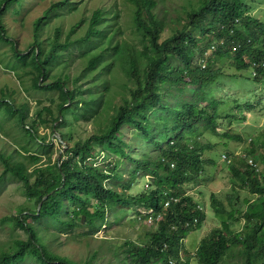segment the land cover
Wrapping results in <instances>:
<instances>
[{"label":"trees","instance_id":"1","mask_svg":"<svg viewBox=\"0 0 264 264\" xmlns=\"http://www.w3.org/2000/svg\"><path fill=\"white\" fill-rule=\"evenodd\" d=\"M179 3L178 9L167 10L156 0H124L123 6L130 11L128 27L135 36L132 41L122 38V11L114 1L72 26L64 39L61 28H53L52 38L41 44L38 34L54 11L65 7L78 10L70 0H58L33 22V42L27 51L19 52L2 15L10 7L17 14L16 8L22 6L23 0H0V42L10 46L15 64L23 70L29 68L25 73L31 76L33 90L56 93L58 98L57 115L44 108L45 117L35 115L29 126L24 125L27 104L16 107L11 97L2 95L0 113L15 119L31 141L38 125L51 127L55 133L65 123L67 113L68 120L71 118L68 136H59L63 141H74L71 145L66 143L64 153L54 162L53 147L43 142L45 138L38 144L46 157L42 163L34 155L0 151V180L6 175L16 178L36 206L33 210L18 207L13 221L26 238L14 240L0 252V264H18L26 259H33L36 264H96L102 257L99 250L90 253L86 260L75 262L53 253L51 245L56 236L78 229H94L97 233L102 223L108 224L116 207L124 213L128 206L151 210L155 229L141 243L125 241L113 248V264H191L190 260L193 264H264V200L260 205H249L253 211L244 215L253 225L235 232L230 227L237 211L233 194L226 197L228 210L211 193V210L222 220L226 218V222L200 240L194 252L187 253L184 246L186 235L199 229L206 218L204 203L188 195L187 189L199 184L205 165L214 164L212 160H201V153L210 145L199 147L196 142V147L190 148V137L203 129L221 138L241 141L237 135L216 132L221 120L228 121L227 114L221 117L225 110V106H220L222 100L212 95L224 72L221 67L210 68L203 62L212 56L231 60L238 72L251 70L252 82L262 81L264 23L247 15L252 7L242 0ZM83 24L85 32L73 39ZM168 29L170 35L161 40ZM206 46L214 48L209 57H205ZM176 60L178 65L174 64ZM73 65L78 66L73 77L69 72L51 73L58 67L62 70ZM187 86L191 89L187 90ZM116 95L119 99L114 101ZM156 113L161 114V123L152 117ZM163 115H168L169 126ZM57 122L59 126L55 125ZM78 122L103 123L87 138L75 140L71 133ZM129 128L157 148L160 159L148 161L144 155L137 159L128 154V140L121 137ZM101 151L104 159H110L104 170L90 161L99 158ZM243 158L237 160L238 166L235 161L228 162L231 193L237 195L236 186L241 190L251 185L264 198V157L262 168L253 157ZM126 162L133 165L127 181L117 174ZM140 172L143 179L148 177L150 181L138 194L129 195ZM110 181L113 187L106 185ZM45 236H49V242ZM234 244L241 246L228 258ZM185 253L190 255L188 261L183 258Z\"/></svg>","mask_w":264,"mask_h":264},{"label":"rangeland","instance_id":"2","mask_svg":"<svg viewBox=\"0 0 264 264\" xmlns=\"http://www.w3.org/2000/svg\"><path fill=\"white\" fill-rule=\"evenodd\" d=\"M58 0H23L22 6H18L14 13L10 7L2 15V22L6 28V31L13 41L16 42V50L19 52H25L29 48V44L33 42V22L40 17L43 11L49 8L50 3L57 2ZM74 6L78 7L77 11L69 10L65 7L63 10H57L49 17L48 22L43 27V30L38 34V41H48L52 38L53 28L60 27L62 31V39L69 32L70 28L77 24L79 21L84 20L85 17H89L95 10L102 8L104 5L109 6L114 1L117 2L118 8L121 9L120 21L122 25H125V32L123 39L130 41L135 40L134 33L131 27H128V20L130 11L123 6L124 0H70ZM160 7L167 10L178 9L177 4L181 0H156ZM247 6H251V11L247 14L249 17L261 21L264 23V0H242ZM175 14V13H174ZM85 24L81 28H77L76 34L73 35V39L81 36L85 32ZM170 35V30H165L161 35V40ZM48 46L45 44V49ZM206 54L205 57H209L213 54L214 48L206 46L204 47ZM31 50V49H30ZM174 63V62H173ZM176 65L179 62L176 60ZM16 65V66H15ZM203 65L210 68L221 67L224 72V76L220 78L219 82L213 87L214 99H221V108L225 106V110L221 112L223 118L225 114L228 115L227 120H221L220 126L216 132L219 134L228 133L230 135H237L241 138L240 142L234 140H228L216 136L210 131L200 129L197 133L190 137V148L198 142L200 147L210 145V149H205L201 153V160H212L213 165H205L204 171L198 178L199 184L190 186L187 189V194L191 195L196 200H200L204 203V213L206 218L201 224L199 229H194L188 233L184 240V246L188 251H195L200 240L207 238L214 229L221 227L223 222H226V218L223 220L215 214L210 208L209 196L211 193L215 194L229 210L230 206L227 205V195L233 194L235 200L236 210L234 213V221H230V227L235 232L243 231L245 228L251 227L253 224L244 218L245 214L252 213L249 205H260L264 198L261 196L257 188L246 185L245 188L239 189L236 186L237 195L232 192V180L231 174L227 169L229 161H235V166H238L237 160L244 159L243 157H253L259 164L260 168L263 167L264 157V79L252 82L249 78L251 70L245 72H238L232 65L231 60H217L213 56L203 62ZM78 66L73 65L71 68L58 67L52 74L56 73H68L73 77L76 73ZM29 68L22 69L12 57V51L10 46L0 42V99L3 96L11 97L10 101H13L14 106H21L27 104L28 114L24 125L29 126L35 115L41 114L45 117L44 108H50L56 112V104L58 98L56 93L39 92L31 88V76L26 74ZM244 74V77H243ZM260 79V76H258ZM122 79L119 77L118 83H121ZM85 84V82H83ZM121 85V84H120ZM168 88V87H167ZM187 90L191 87L187 86ZM3 93V94H2ZM116 100L119 96H115ZM187 98V96H186ZM238 102V104L236 103ZM206 104H204L205 106ZM238 105V107H236ZM1 108V107H0ZM223 108V109H224ZM156 123H161V114L156 113L152 115ZM234 117L236 120H234ZM47 118V117H46ZM65 123L53 133V128H46L42 125H38L35 139L30 140L25 136L21 130L19 124L15 119H9L3 113H0V151L6 154H11L13 151H17L18 154L28 156L34 155L40 159V162H44L46 157L42 153V149L38 146L41 143L42 138L45 144H50L51 148V162H54L59 155L64 153V149L67 145H71L74 141L68 142L67 139L57 142L55 134L62 133L66 138L69 133L68 114L65 116ZM163 118L169 126L168 115H163ZM60 122V120H59ZM59 122L55 125L59 126ZM101 123L97 124H83L78 122L75 128L72 129V136L77 139H85L90 136ZM126 133V134H125ZM159 133V132H158ZM126 137L128 140L127 153L131 154L137 159H142L143 155L148 161H157L160 159V153L157 148L152 146L150 142L144 141L140 134L134 131L133 128H129L128 131H124L122 139ZM188 137V135H187ZM65 145V146H64ZM196 147V145H195ZM95 148V147H94ZM27 150L26 151H24ZM97 151V149H96ZM251 154V155H250ZM99 158H92V163L99 164L104 170L105 164L110 159H104V152L98 153ZM227 156L225 159L223 156ZM17 158L19 156H16ZM223 157V158H222ZM111 158V157H110ZM126 165L119 168L117 174L123 180H128L131 176L133 165L130 162H126ZM2 166L0 164V174L2 172ZM31 169V168H30ZM260 171L262 169H259ZM141 172L138 173L137 181L132 185L128 191L129 195H135L144 188L147 183L148 177H141ZM121 184V183H119ZM108 187H113V182H107ZM199 192L202 194L199 195ZM18 207H25L33 210L36 206L33 204V200H28L26 197L22 184L14 177L10 175L4 176L0 180V252L5 249L14 241L18 239H25V233L15 225L13 218L17 215ZM108 224L101 225L97 233L94 229H78L74 232H68L62 236H56V240L51 245V250L57 255L68 257L72 261H84L94 250L102 252L101 259L96 264H113L112 250L115 247L122 246L125 241H134L141 243L147 233L154 231L155 224L152 219V211L144 210L141 206H128L126 212L123 213L121 207H116L111 212L108 218ZM46 242L50 241L49 236H45ZM241 246L234 244L230 246L228 251V258L234 253L237 248ZM185 253L183 257H190ZM192 257V256H191ZM193 264L194 261L190 260ZM18 264H36L33 259H26Z\"/></svg>","mask_w":264,"mask_h":264},{"label":"water","instance_id":"3","mask_svg":"<svg viewBox=\"0 0 264 264\" xmlns=\"http://www.w3.org/2000/svg\"><path fill=\"white\" fill-rule=\"evenodd\" d=\"M55 136L57 137L58 141L61 142L60 138H59V135L58 134H55ZM46 197H44L45 199ZM41 204L38 205V208L40 207ZM82 221H83V218H82Z\"/></svg>","mask_w":264,"mask_h":264},{"label":"built area","instance_id":"4","mask_svg":"<svg viewBox=\"0 0 264 264\" xmlns=\"http://www.w3.org/2000/svg\"><path fill=\"white\" fill-rule=\"evenodd\" d=\"M249 162L251 163V161L249 160Z\"/></svg>","mask_w":264,"mask_h":264},{"label":"bare ground","instance_id":"5","mask_svg":"<svg viewBox=\"0 0 264 264\" xmlns=\"http://www.w3.org/2000/svg\"><path fill=\"white\" fill-rule=\"evenodd\" d=\"M62 140V139H61ZM223 158V157H222Z\"/></svg>","mask_w":264,"mask_h":264}]
</instances>
